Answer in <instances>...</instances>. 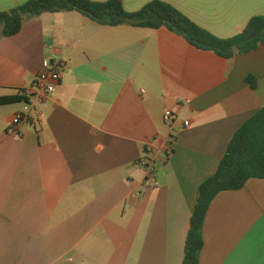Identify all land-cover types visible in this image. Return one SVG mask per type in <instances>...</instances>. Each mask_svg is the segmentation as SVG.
Listing matches in <instances>:
<instances>
[{
	"label": "crops",
	"instance_id": "1",
	"mask_svg": "<svg viewBox=\"0 0 264 264\" xmlns=\"http://www.w3.org/2000/svg\"><path fill=\"white\" fill-rule=\"evenodd\" d=\"M120 1L134 13L154 0ZM160 1L221 39L264 16V0ZM44 60L63 63L61 81L34 125H14L35 112L24 93ZM263 106L264 46L226 59L78 12L0 29V264H183L200 185ZM148 145L155 190L138 163ZM203 238L200 264H264V179L218 194Z\"/></svg>",
	"mask_w": 264,
	"mask_h": 264
},
{
	"label": "trees",
	"instance_id": "2",
	"mask_svg": "<svg viewBox=\"0 0 264 264\" xmlns=\"http://www.w3.org/2000/svg\"><path fill=\"white\" fill-rule=\"evenodd\" d=\"M63 12L81 13L100 25L164 27L194 47L226 59L264 46V16L253 17L240 34L221 39L160 0H154L134 13L127 12L120 0H28L10 11H0L1 37L17 35L27 19L44 13ZM247 81L256 87L255 79L248 77ZM252 178L264 179V106L236 131L217 171L200 185L198 202L190 219L183 264H200L204 221L216 196L224 191L240 190Z\"/></svg>",
	"mask_w": 264,
	"mask_h": 264
},
{
	"label": "built area",
	"instance_id": "3",
	"mask_svg": "<svg viewBox=\"0 0 264 264\" xmlns=\"http://www.w3.org/2000/svg\"><path fill=\"white\" fill-rule=\"evenodd\" d=\"M63 63H51L49 60H44L43 69L36 76L31 88L25 91L24 95L28 101H32L34 105V114H17L13 119L14 125H21L23 123L34 125L40 115L41 106L47 101L55 91L56 86L61 81ZM175 115L171 111H166L165 119L171 123L174 122ZM189 123H185V127H188ZM10 132H14L13 129H9ZM153 146L148 145L146 148L145 156L138 162L139 165L145 170L146 184L149 189H158L160 183L156 177V169L154 165Z\"/></svg>",
	"mask_w": 264,
	"mask_h": 264
}]
</instances>
